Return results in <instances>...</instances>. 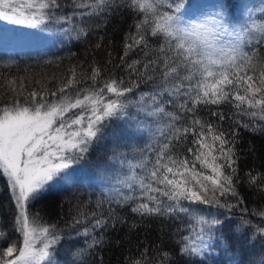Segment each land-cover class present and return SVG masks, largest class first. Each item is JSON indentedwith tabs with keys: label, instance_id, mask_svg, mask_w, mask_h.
<instances>
[{
	"label": "snow or ice",
	"instance_id": "snow-or-ice-1",
	"mask_svg": "<svg viewBox=\"0 0 264 264\" xmlns=\"http://www.w3.org/2000/svg\"><path fill=\"white\" fill-rule=\"evenodd\" d=\"M75 7L88 9L81 16L122 11L136 16L119 60L108 61L127 72L128 79L96 64L88 71L70 67L55 90H28L25 78H5L13 95L0 105V177L15 216L14 231H0V264H58L62 237L56 225L43 222L31 209L56 184L69 182L73 167L87 161L117 121L155 144L133 157L134 162L115 157L121 169L128 165L121 171L123 178L116 179L129 192L116 188L110 203L127 206L126 211L141 218L187 216L192 221L172 252L160 250V259L149 261L145 247L127 264H208L217 249L220 255L233 252L234 264H264V209L251 213L260 218L254 228L250 219L235 224L230 218L245 204L238 191L239 129L264 134V23L253 20L237 28L223 4L211 18L194 24L181 20L180 2L169 3L171 11H160V0H80ZM60 8L59 0H0V21L40 31L55 26L69 40L87 35L72 17L59 15ZM141 83L146 87L137 96ZM166 103L175 110H166ZM225 107L248 119L234 120L226 131L223 122L230 117ZM205 109L210 110L208 119L202 118ZM246 176L250 188L264 193V172ZM191 205L224 211L209 212L211 218H206L199 215L203 209ZM118 211L108 213L117 224L124 222L115 215ZM85 222L90 227L76 231L91 238L89 247H94L98 230L106 229L110 220L96 212L73 217V226ZM257 244L259 259H246ZM237 251L241 259H236ZM83 255V250L76 253L71 264Z\"/></svg>",
	"mask_w": 264,
	"mask_h": 264
},
{
	"label": "trees",
	"instance_id": "trees-1",
	"mask_svg": "<svg viewBox=\"0 0 264 264\" xmlns=\"http://www.w3.org/2000/svg\"><path fill=\"white\" fill-rule=\"evenodd\" d=\"M221 1L225 10L231 14L240 3V0ZM79 2L80 0H59L61 8L57 11L59 15L72 17L75 26L78 29L83 28L87 35L69 40L67 36L57 31L55 26H49L48 30L57 34L52 38L49 46L29 52H0V105L8 103L13 95L5 87V78H25L28 90L41 86L55 90L59 81L69 74L70 67L83 66V70L88 71L91 65L96 64L106 70L110 69L114 75L122 76L125 80L128 79L127 72L113 68L108 61L112 58L119 60L123 51L124 36L131 30L130 26L136 22V16L128 11L107 16L103 14L81 16L80 13L86 12L88 9L75 7V4ZM174 2H180L183 5L181 12H185L193 6L196 0H160V11H171L167 5ZM171 14L176 13L172 12ZM97 44L100 47H97ZM152 47H157L155 42H152ZM109 53L112 54L111 57ZM80 70L78 68V71ZM37 80L41 81V85L35 83ZM145 87L141 83L140 89H136L137 96ZM20 99L23 101L24 96H21ZM165 107L166 110H175L167 103ZM210 110H216L215 106H212ZM210 110L205 109L202 118H210ZM223 110L230 117L223 122V128L226 131L234 126V120L248 119L240 117L235 108L229 110L225 107ZM211 119L215 120L214 117ZM182 124L183 121L180 122V125ZM239 134L237 154L240 157L241 184L238 185V191L245 199V204L235 208L234 214L230 218L235 224H240L242 218L250 219L254 228L260 223V218L251 215V213L264 209V193L247 185L246 173L249 171L264 172V134L253 133L243 128L239 129ZM149 144H155V141L148 135L134 134V130L130 129L127 124L117 121L112 125L105 139L90 152L87 161L75 166L81 171L84 170V174L79 175L83 178L71 174L67 184L53 187L39 202L35 203L31 212L38 213L43 222L56 225V229L62 237L61 244L57 245L58 264H71L75 254L82 250L84 255L76 257L77 264H127L128 259L139 257L145 247L149 249L147 260L151 261L153 257L159 260L160 250L172 252L177 246V241L188 233V224L192 221L187 216L185 219L169 216L141 218L131 213L130 210L126 211L125 207L127 206L120 207L115 202L110 203L111 198L116 195V191L112 190L111 185L117 183L116 178L123 177L121 171H127L126 168H128L125 163L121 169V165L115 157H127L128 161L134 162L133 157L138 156L142 150L149 151ZM250 148H254V152ZM90 176H94L96 179L90 178ZM120 191L128 193L129 189L120 188ZM229 199L235 202L231 197ZM98 203L102 206L97 207ZM118 207L119 211L115 215L124 221L119 224L108 216L112 209ZM190 207L203 209L199 215H204L206 218H211L208 217L209 212L217 214L224 211L203 205H191ZM243 208H247L248 211L244 212ZM80 212L88 216H91L92 212H96L97 216L110 220L106 229L98 230L100 233L97 236L99 244L94 247H89L93 243L91 238H85L76 231L79 229L82 233L84 227H90V225L85 222L73 226V217H77ZM14 216L5 180L0 177V231L6 233L14 231ZM226 232L231 234L228 229ZM252 251L254 254H245V258L259 259V244ZM233 255V252L220 255L219 249H217L214 259L208 261V264H234L230 259ZM235 256L236 259H241L239 251L235 253Z\"/></svg>",
	"mask_w": 264,
	"mask_h": 264
},
{
	"label": "rangeland",
	"instance_id": "rangeland-1",
	"mask_svg": "<svg viewBox=\"0 0 264 264\" xmlns=\"http://www.w3.org/2000/svg\"><path fill=\"white\" fill-rule=\"evenodd\" d=\"M220 4H223L221 0H196L192 7L185 12H180L179 15L181 20L186 24L199 23L205 19L211 18L212 13L219 11ZM262 7H264V0H240L239 6L233 14L225 11L228 13L230 22L239 28L242 24L250 25L253 20L257 24L264 23V19H262L264 13L260 11ZM250 14L251 20L249 19ZM56 35L57 34L53 31L28 29L25 27L9 25L6 22L0 21V52L20 53L29 52L35 49L39 50L49 46L52 38ZM153 127L155 128L154 125ZM71 174L83 178V176L79 175L84 174V170L81 171L74 166ZM90 178L96 179L94 176H90ZM61 184L67 183H60L55 186H60ZM111 188L114 190L116 188H121V186L117 182L111 185Z\"/></svg>",
	"mask_w": 264,
	"mask_h": 264
}]
</instances>
